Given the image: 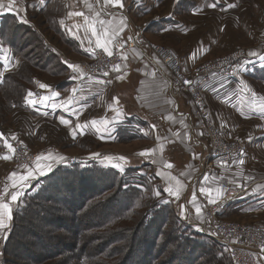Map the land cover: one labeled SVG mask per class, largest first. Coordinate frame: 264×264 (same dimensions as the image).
Returning a JSON list of instances; mask_svg holds the SVG:
<instances>
[{
	"label": "crops",
	"instance_id": "crops-1",
	"mask_svg": "<svg viewBox=\"0 0 264 264\" xmlns=\"http://www.w3.org/2000/svg\"><path fill=\"white\" fill-rule=\"evenodd\" d=\"M210 1L217 6L220 5L219 0ZM185 2L186 0H123L124 7L120 8L117 5L106 4L104 0H87V3L92 5L89 9L85 0H44V3L40 0H27V4L24 2L25 9L32 3L36 5L37 10L39 9L38 12L52 13L51 21L58 28L59 38H63L59 41L62 46L61 51L59 50L62 57L64 54L71 59L90 58L93 49H101L97 46V40L104 39L102 28H107L111 34L114 28H119L121 20H124L128 27L113 40L110 45L111 50L116 41H126L133 29L142 30L144 41L146 40L147 43L141 42L140 47L127 55V59L119 65V71L112 68L107 76L87 78L81 74L79 68L73 70L67 66V77L62 83L50 88L39 87L31 97H28L33 103L26 102V105L33 109L34 115H36L35 110H41L49 121L58 122L70 133L75 131L78 138H101L121 144L126 159L119 168L111 165L112 161H99L93 157L79 160L98 161L104 167L120 170L149 166L164 189L172 187L174 192H179L180 198L177 199L176 196L165 191L179 217L193 230L201 231L206 222L205 205L213 204L210 201L217 198V189H222L225 181L233 182L244 189L241 197L229 206L231 210L235 209V205L239 202L251 203L259 198V203L264 206V197L262 198L264 177L253 181L256 170H264V159L259 161L253 156L255 149L253 141L264 139V99H262L264 96L259 97L256 89L254 90L255 86L253 85V88L245 82L246 79L252 80L253 77L264 79V59H262L264 54L247 62L248 64L241 68L238 74H232L228 80L213 81L203 88L208 117L226 138L244 140L245 144L250 146L247 148L248 153L243 163L223 166L220 163L210 162L209 143L204 135H201L200 118L196 115V108L190 95L180 85L176 83L172 85V73L160 64L153 51L154 47H159V42H163L178 29L177 15L172 16L168 13L160 17L158 14L160 8H165L163 12L176 11L177 7L183 6ZM207 3L206 0H189L186 5L196 8L198 5L206 7ZM97 11L100 12L99 17L95 15ZM24 12L0 10V27L7 17H14L26 24L22 19L26 17L27 9ZM75 12H82L84 15L69 16V13ZM28 18L29 16L26 17ZM86 20H91V26H86ZM99 21H105V24L102 26ZM32 22L28 21V23ZM93 26L96 35H93ZM189 53L193 51L190 50ZM181 55L183 71L188 74L191 71L190 66L195 63H193L195 56L193 54L188 56L186 53ZM8 59L10 55L5 52L2 57L4 64L2 73L11 71L8 69L10 62ZM73 89L76 91L73 92ZM45 97L49 99H44ZM69 97H72L71 103H68ZM116 97L119 98L118 103L114 100ZM61 119L68 123H62ZM92 121L96 123L93 124ZM81 125L84 126L82 129L78 127ZM81 131L83 134H80ZM149 149L154 151L146 152ZM40 153L44 156L51 153L53 156H63L65 159L63 162L41 160L42 167L47 164L52 166L51 171L45 168L43 175L36 171L35 165L31 167L35 178H30L27 182L29 186L23 188V194L18 197L17 202L11 204L12 220L15 208L32 183L47 176L55 168L67 166L71 161L64 156L65 152L55 147H48ZM166 163H172L173 168L165 167ZM13 171L24 175L27 173V169L12 170L11 173ZM158 173H164L165 178ZM170 177L175 179H169ZM11 185L10 180L6 184L7 196L4 195V191L0 195L4 197L5 202H10V194L17 190ZM193 197H195L194 203L190 202ZM222 198L223 192L219 201ZM182 206L183 216L180 214ZM197 206L201 209L199 214L196 212ZM12 220L9 222V227L0 229V248L7 237Z\"/></svg>",
	"mask_w": 264,
	"mask_h": 264
},
{
	"label": "trees",
	"instance_id": "trees-1",
	"mask_svg": "<svg viewBox=\"0 0 264 264\" xmlns=\"http://www.w3.org/2000/svg\"><path fill=\"white\" fill-rule=\"evenodd\" d=\"M52 18L48 12L44 20L51 29ZM36 33L14 17L0 27V89L9 102L22 101L27 110L25 97L34 86L35 70L67 77L61 53ZM61 39L57 45L62 49ZM5 47L25 63L18 72L2 73ZM80 162L75 168H55L32 183L24 196L31 199L14 210L0 264H230L224 245L179 217L149 166L120 170L98 161ZM154 182L165 198L137 214Z\"/></svg>",
	"mask_w": 264,
	"mask_h": 264
},
{
	"label": "rangeland",
	"instance_id": "rangeland-1",
	"mask_svg": "<svg viewBox=\"0 0 264 264\" xmlns=\"http://www.w3.org/2000/svg\"><path fill=\"white\" fill-rule=\"evenodd\" d=\"M206 1H208L207 5L213 4L210 0ZM4 2L6 3L7 0H4ZM24 2L27 4V0H24ZM188 2L189 0H186L183 6L179 5L176 11L163 12L165 9L163 7L160 8V11L158 12L160 17H163L168 13H171L172 16H174V14L177 15V31H174L172 35L167 36L163 42H159L158 44L160 47L172 49L179 57L182 56L181 54L185 53L188 56L193 54L195 56L193 63H195L190 66L191 71L188 72V74H192L196 68L205 63L225 60L229 55L237 54L240 59L228 64L226 67H222L223 69L220 70V72H215L223 73L222 75L225 77L215 74L213 75L214 78L212 79V82L228 80L232 74H238L241 71V68L248 64L247 62L264 54V0H219L220 5L217 6L215 4L216 6L214 8L209 7L206 4V7L198 5V7L195 8L186 5ZM229 4H235L236 7L230 8L228 7ZM26 9V17L29 16V18L26 19V17H24L22 20L33 21L32 23L27 22L26 24L32 27L33 30L37 32L36 34H38V36L39 34L43 36L45 39V42H43L44 45L52 44L55 51L58 53L59 51L57 50H60V48L57 45V41L60 38L57 31H55L56 27L54 25L52 26V29L46 25L44 20L47 12H38L39 9L37 10L36 5H32V3L27 5ZM19 31L20 33L24 32V28L19 29L18 32ZM33 36L34 34L31 35L30 38ZM38 42L39 41H36L35 45H37ZM142 42L147 43L146 40H143ZM36 48H39V45ZM43 49H40V51ZM4 50L10 55V59H8V62L10 61L8 69L11 71L8 73L12 74L18 72L20 67L24 66L23 64L25 63H22L20 57L13 56L12 58V51L9 47H5ZM190 50H192L193 53H189ZM183 51L185 52L182 53ZM252 51H255L258 55H249ZM181 58L182 57H180V59ZM62 60L64 62L63 57ZM17 61H19L18 65L16 63ZM181 66L184 68V65ZM35 73L36 75L33 78L34 86L30 90L32 93L36 92L39 88V84L36 82L55 87L62 83L65 77L63 73L58 71H55L52 74L47 72L42 73L35 70ZM242 78L244 77L242 76ZM253 79L245 80L244 78L245 82L250 84L251 87L254 88L255 86L254 90L256 89V93L259 97H263L264 79L261 77H253ZM11 92L9 94H11ZM21 102L22 101L18 104L9 102L6 99V94L3 95L2 89H0V134H2L0 135V156L9 155L11 157L9 160L0 159V195L4 191L6 184L10 182L9 174L11 171L25 170L19 168L15 164L14 151H12L14 150L15 141L25 143L32 151L39 154L48 147H55L60 151L62 150L66 153L64 156L71 160L67 167L75 168V165H78L80 161H83L79 160L80 158L89 157L96 158L99 161H112L111 165L125 163V160L115 159L117 157H125V154H123L125 153V150L124 148H121V144L115 141L102 140L101 138L76 137L73 139L72 133H70V131H68L63 125H59L58 122L49 121L48 118L45 117V113L41 110H35L34 112L36 115H34L32 113L33 109H23L21 107ZM13 105H15V107ZM71 131L73 130L71 129ZM224 138L227 141H238L242 144L244 156L241 160H244L246 153H248L247 148L250 146L246 145L244 140L228 139L225 136ZM253 143L255 145L253 156L261 161V159H264V139L254 140ZM8 145H11V149L8 148ZM96 153L99 155L94 156ZM108 156H111L114 159L111 161L105 159V157ZM73 160H77L78 162L74 163ZM237 163L239 164V162ZM261 177H264V170L260 171L257 169L253 181L260 180ZM235 185L238 186L237 184ZM150 187L151 189L149 190V193L147 192L145 199H143L142 202L140 201L141 203L139 202L141 207L138 208L137 214L143 213L145 208L151 206L152 203L156 202L158 199L165 198L162 194L159 196L155 195L157 191H161V188L157 187V183H152ZM240 189L242 191L244 190L242 187ZM24 196L22 199H24ZM263 197L264 196H262V198ZM167 198L170 200L168 195ZM28 199L31 198L26 196L24 203L21 200L17 209L27 204ZM259 199H254L251 203L239 202L235 205L236 207L233 210L230 209L231 207H228L223 214V218L230 223L254 225L264 230V206L259 203ZM17 209L15 208L17 212L18 210H21V208ZM195 231L201 233L199 230ZM207 236L212 238L209 235ZM231 261L228 260L230 264H232Z\"/></svg>",
	"mask_w": 264,
	"mask_h": 264
},
{
	"label": "built area",
	"instance_id": "built-area-1",
	"mask_svg": "<svg viewBox=\"0 0 264 264\" xmlns=\"http://www.w3.org/2000/svg\"><path fill=\"white\" fill-rule=\"evenodd\" d=\"M130 37L135 38L129 39ZM143 40L142 30L133 29L123 48L116 46L118 42L123 41L114 43L111 57L107 56V53L101 49H93L88 59H71L64 54L63 59L68 64L75 65L79 70H82L83 75L87 78L107 76L113 65L123 63L124 59L121 53L124 56L129 55L133 50L140 47ZM153 51L160 64L172 73V85L173 83L180 85L190 95L196 108V115L200 118L199 129L209 143L208 160L226 166H234L244 156L243 146L238 141H227L221 130L208 117L203 88L212 82L213 75L218 74L225 77L222 75L223 73L215 72H220L222 67L240 59L239 55H229L225 60L205 63L196 68L192 74H186L181 66V59L175 51L160 46L154 48ZM152 63L158 66L155 61ZM106 72L107 75H105ZM185 80L192 81V83L185 84ZM38 155L42 154L32 151L25 143L14 142V159L19 168L26 169L20 167L21 165L28 167L36 165ZM73 162L78 161L73 160ZM222 189L228 191L223 192V198L218 203L205 205L206 222L201 231L224 245L228 249L234 264H264V230L254 225L230 223L223 218L226 209L238 200L244 192L230 181H225L222 184Z\"/></svg>",
	"mask_w": 264,
	"mask_h": 264
},
{
	"label": "snow or ice",
	"instance_id": "snow-or-ice-1",
	"mask_svg": "<svg viewBox=\"0 0 264 264\" xmlns=\"http://www.w3.org/2000/svg\"><path fill=\"white\" fill-rule=\"evenodd\" d=\"M41 3H44V0H40ZM104 2L106 4H109V5H117L119 6L120 8H123L124 7V3H123V0H104ZM85 3H86V6L91 9L92 8V5L91 4H88L87 3V0H85ZM215 3L213 4H210L209 7H215ZM230 8L232 7H236L235 4H229ZM0 10H3L5 12H11V11H17L18 13L19 12H24L26 11V9L24 8V0H7V2L5 3L4 0H0ZM83 16L84 13L82 12H75V13H69V16ZM96 17H99L100 16V12L97 11L95 13ZM25 23H27L28 21L27 20H24ZM61 23H63V21H61ZM86 23V26H91V20H86L85 21ZM99 23L103 26L105 24V21H99ZM128 27V25L126 23H124V20H121V24L119 26L118 29L114 28L111 32V34L109 33L108 29L107 28H102V34H103V40H100L98 39L97 40V46L101 49H103V51L105 53H107V56L111 57L113 55V52L111 50V47L110 45H112L113 43V40L116 39L117 36H119V33L122 32L124 30V28ZM92 31H93V35H96V29L95 27L93 26L92 27ZM165 31H168V29H165ZM135 37H130L129 39H134ZM124 43H126V41H123V42H118V44L116 46L120 47V48H123L124 46ZM123 59H127L126 56L123 55V53H121ZM249 55H258V53H256L255 51H252L249 53ZM262 59H264V57H262ZM17 65L19 63V61L16 62ZM64 63L69 67V68H72L73 70H76V66L75 65H72V64H68L67 61H64ZM113 68L116 70V71H119V68L120 66L119 65H113ZM81 74H83V71L80 70ZM108 73L106 72L105 75H107ZM151 75H155V73H150ZM74 79L76 77H73ZM119 78V77H118ZM0 83H3V78L0 77ZM39 84V87L40 88H50L49 85H46V84H43V83H39V82H36ZM185 84H191L192 81H188V80H185L184 81ZM76 90L73 89V92H75ZM33 95V93L31 91L28 92V96L25 97L26 101L29 103V104H32L33 101L29 100L28 97H31ZM253 95H255V93H253ZM44 99H49V97H45ZM264 99V98H262ZM71 100H72V97H69L68 98V103H71ZM114 100L118 103L119 101V98L116 97L114 98ZM15 107V105H13ZM169 119H171V117H169ZM61 122L64 123V124H67L68 121L66 120H63L61 119ZM93 124H95L96 122L95 121H92ZM80 127L81 129L84 127L83 125L81 126H78ZM76 132L73 131L72 132V137L73 139L76 138ZM80 134H83V132L81 131ZM2 135V134H0ZM179 135V134H177ZM201 135H203V133H201ZM8 148L11 149V145H8ZM14 151V150H12ZM154 151L153 149H149V150H146V152H152ZM141 155H144L145 153H140ZM99 154L96 153L94 154V156H98ZM11 157L9 155H3V156H0V159H3V160H9ZM65 159V157L63 156H59V157H56V156H53L51 153H48L47 156H44V155H38L36 157V171L40 174V175H43L44 174V170L45 168L48 170V171H51V164H47L45 166H41L40 164V161L41 160H51V161H56V162H63ZM105 159L111 161L112 159H114L113 157L111 156H108V157H105ZM115 159H119V160H125L126 158L125 157H117ZM244 161L243 160H240L239 163H243ZM114 167H117L119 168L120 165L119 164H116V165H113ZM20 167H23V168H26L27 169V173L26 175L24 174H20L19 172L17 171H14L12 173L9 174V179L12 181V187L13 188H16L17 190L12 192L10 194V202H5V199L4 197H0V229H6L7 227H9V222L12 220V212H13V209H12V206L11 204L12 203H15L17 202L18 200V197L20 195H22V189L25 188V187H28V181L30 180V178H35V173L33 171V169L31 167H28L27 165H21ZM165 167L171 169L173 168V164L172 163H166L165 164ZM122 170V169H121ZM158 175H161L162 178H165L164 176V173H158ZM18 177V180L16 179ZM169 179H175L174 177H170ZM177 183H179V181H177ZM163 191H167L170 195H174L176 196L177 199L180 198L179 196V192L178 191H173V188L172 187H166L165 189H163ZM201 191H207L206 189H201ZM228 190L227 189H217V198L215 199H212L210 202L211 203H218L219 199H220V196L222 194V192H227ZM161 193L160 191H157L155 193V195L159 196ZM4 195L7 196L8 195V188L6 187L4 189ZM195 201V197H193L192 203H194ZM196 212L197 214H199L201 212V209L199 206L196 207ZM182 216L184 215V209H183V206H182V211L180 213ZM185 219H187V217L185 216Z\"/></svg>",
	"mask_w": 264,
	"mask_h": 264
},
{
	"label": "bare ground",
	"instance_id": "bare-ground-1",
	"mask_svg": "<svg viewBox=\"0 0 264 264\" xmlns=\"http://www.w3.org/2000/svg\"><path fill=\"white\" fill-rule=\"evenodd\" d=\"M214 77V76H213Z\"/></svg>",
	"mask_w": 264,
	"mask_h": 264
}]
</instances>
